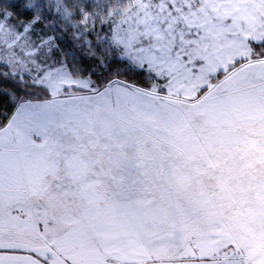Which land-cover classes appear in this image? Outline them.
<instances>
[{
  "label": "snow or ice",
  "instance_id": "snow-or-ice-1",
  "mask_svg": "<svg viewBox=\"0 0 264 264\" xmlns=\"http://www.w3.org/2000/svg\"><path fill=\"white\" fill-rule=\"evenodd\" d=\"M0 264H264V0H0Z\"/></svg>",
  "mask_w": 264,
  "mask_h": 264
}]
</instances>
